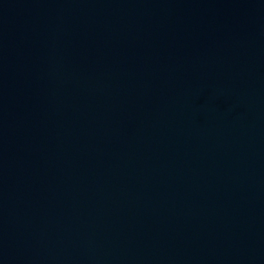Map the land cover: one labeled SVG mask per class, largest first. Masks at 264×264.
Segmentation results:
<instances>
[{"label":"water","instance_id":"water-1","mask_svg":"<svg viewBox=\"0 0 264 264\" xmlns=\"http://www.w3.org/2000/svg\"><path fill=\"white\" fill-rule=\"evenodd\" d=\"M0 264H264V0H0Z\"/></svg>","mask_w":264,"mask_h":264}]
</instances>
